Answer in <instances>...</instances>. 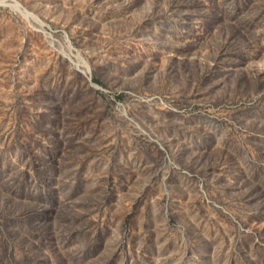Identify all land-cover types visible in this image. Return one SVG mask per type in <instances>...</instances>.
Returning <instances> with one entry per match:
<instances>
[{
    "label": "rangeland",
    "instance_id": "1",
    "mask_svg": "<svg viewBox=\"0 0 264 264\" xmlns=\"http://www.w3.org/2000/svg\"><path fill=\"white\" fill-rule=\"evenodd\" d=\"M0 264H264V0H0Z\"/></svg>",
    "mask_w": 264,
    "mask_h": 264
}]
</instances>
